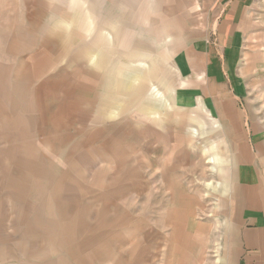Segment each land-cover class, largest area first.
<instances>
[{"label": "crops", "instance_id": "crops-1", "mask_svg": "<svg viewBox=\"0 0 264 264\" xmlns=\"http://www.w3.org/2000/svg\"><path fill=\"white\" fill-rule=\"evenodd\" d=\"M48 2L36 52L22 45L0 85V264L34 263L38 247L58 264H264V0ZM27 73L96 98H57L43 132ZM132 111L160 123V160L114 128ZM188 139L217 167L209 209L170 185ZM158 169L162 207L131 208L156 199L143 174Z\"/></svg>", "mask_w": 264, "mask_h": 264}, {"label": "rangeland", "instance_id": "rangeland-1", "mask_svg": "<svg viewBox=\"0 0 264 264\" xmlns=\"http://www.w3.org/2000/svg\"><path fill=\"white\" fill-rule=\"evenodd\" d=\"M45 1V2H44ZM43 5H48L49 2L48 0H41ZM20 6V7H19ZM37 0H0V85L2 83V77L3 76H10L11 74H8L10 66L13 64L14 60L17 58L18 52L20 51V54H22L23 47L21 48L22 45L25 46L24 50H26V53L28 51L31 52H36V47H37V41H36V46H34L33 39H31V34L35 31H37ZM19 7V8H17ZM42 12V15H48L49 13V8L43 6V9H39ZM4 12V13H3ZM9 14V19L6 18V16ZM14 15L12 18L15 22V24H12L10 19V16ZM47 19V18H45ZM43 19V21L45 20ZM36 22V23H35ZM48 27H45L44 29L46 31L49 30V25L48 23L46 24ZM45 26V24L43 25ZM39 28V27H38ZM47 28V29H46ZM19 30V31H18ZM40 30V29H38ZM23 32V36H17L18 32ZM19 46V47H18ZM6 66V69L3 68V66ZM5 69V72L3 73V70ZM169 75L171 76V71H168ZM50 79H37V74H29L27 73V88H30V90L35 89L36 95L35 98V112H37V97L39 98V104L38 108L42 111L43 115L42 117H45V125H42V129L44 132V129H50V127L53 125L52 121V116L55 115L56 112V106L52 105L51 103H55L57 98H65L68 96L69 98H73L79 94L82 96H86V98H96L97 90L91 89L90 92H87L85 90L81 89H76L73 88L76 86V84H73L72 82H75V80L69 82H64L62 83L61 87L60 84H54L50 82ZM55 82V81H54ZM16 83V82H15ZM56 83V82H55ZM68 85V89H66ZM12 86V84H11ZM9 86V87H11ZM72 87V88H69ZM6 88L4 87L3 90ZM25 101L28 99L25 98ZM3 108L2 105H0V109ZM175 112L171 115V118ZM1 115V112H0ZM11 122V120H10ZM150 121H146L142 118H140L139 114L137 111H132L131 113L125 115L121 120L116 122L114 125V128L116 130H120L122 133V141L129 142V140H139L142 141V144L146 143V140L149 141V145L152 146L153 153L151 156L153 157L154 162H156L158 159H161L162 153L158 152V146H161V135L158 130L161 129L160 123L159 124H154L152 126ZM173 121L171 120V124ZM175 125H179L181 128L184 126L183 122H174ZM149 125L150 127H154L155 133L149 132V131H140V128H146V126ZM108 126V125H107ZM105 126V128L107 127ZM195 129V127H193ZM191 128L190 131H194ZM178 129V127H177ZM111 130V127H110ZM179 130V129H178ZM42 132V138L49 140L47 141L50 143V138ZM63 132V131H62ZM132 133V136H129V133ZM180 132V130H179ZM193 136H195V132L191 133ZM146 137V140L144 141L143 139ZM40 138V137H39ZM102 140H104V136L101 137ZM58 142L67 145L73 143V145L77 146L78 149L81 148V144L78 140L77 137H75L73 140L71 138L63 136V137H58ZM1 142V141H0ZM166 142V139H165ZM188 145H186L188 149H185L184 146L182 150L186 152L178 160V156L171 155L170 156V166L171 170L176 172L178 176H171L170 177V185H172L176 180H180L181 184L180 187H183L185 192L194 196L195 198H199L198 202L202 203L203 206L207 209L210 208V205L215 203L213 200H211V193H213L211 187H210V182H215L217 175L211 171L210 167L217 168L216 165L210 161V156L209 152L205 151L202 149V153L200 152L199 149V141L195 140H190L188 139ZM1 144H0V149H1ZM81 150H79V153ZM218 155L221 157L222 154L217 152ZM204 154V155H203ZM207 155V156H206ZM60 161V159H58ZM178 161V162H177ZM212 163V164H211ZM212 165V166H210ZM150 170V169H148ZM145 171L143 174L145 180L148 182H153L149 183L148 189L150 193H154L155 200L149 202L145 200V197H142L138 199L135 202H131L132 207L134 204H138V209H159L163 205V201L161 199H158L161 197V195H158L159 193H162L163 190V185L160 184L157 178V175H160L161 170H155V172L152 171ZM159 184H158V183ZM169 185V186H170ZM163 186V187H162ZM173 187H178L177 185H172ZM216 187V185H215ZM158 199V200H157ZM2 204V203H1ZM167 202H165L164 205H166ZM129 207H130V202H129ZM42 235H37V242L38 246L40 245H46V243L43 240H40V237ZM10 242V241H9ZM8 242V243H9ZM11 243V242H10ZM41 251L47 252V255L45 256V252L37 259L36 262L30 263V264H43L44 262H49L52 261L53 263L51 264H58L56 261L58 260L57 257H54L55 255L50 254V251H48V247H38L37 252L38 256ZM55 253V252H53ZM29 263V262H28ZM5 264H19L17 261L11 260L9 262H5ZM48 264V263H44Z\"/></svg>", "mask_w": 264, "mask_h": 264}, {"label": "bare ground", "instance_id": "bare-ground-1", "mask_svg": "<svg viewBox=\"0 0 264 264\" xmlns=\"http://www.w3.org/2000/svg\"><path fill=\"white\" fill-rule=\"evenodd\" d=\"M207 156V155H206ZM210 160V159H209ZM210 161H212V160H210ZM213 162V161H212ZM212 164V163H211Z\"/></svg>", "mask_w": 264, "mask_h": 264}]
</instances>
